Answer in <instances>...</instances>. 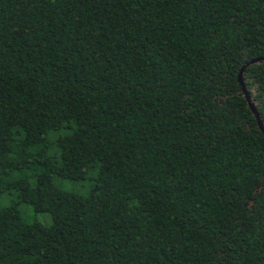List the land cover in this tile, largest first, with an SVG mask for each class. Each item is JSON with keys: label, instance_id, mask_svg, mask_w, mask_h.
<instances>
[{"label": "trees", "instance_id": "trees-1", "mask_svg": "<svg viewBox=\"0 0 264 264\" xmlns=\"http://www.w3.org/2000/svg\"><path fill=\"white\" fill-rule=\"evenodd\" d=\"M253 59L264 125V0H0V264H264Z\"/></svg>", "mask_w": 264, "mask_h": 264}, {"label": "water", "instance_id": "water-1", "mask_svg": "<svg viewBox=\"0 0 264 264\" xmlns=\"http://www.w3.org/2000/svg\"><path fill=\"white\" fill-rule=\"evenodd\" d=\"M254 61H259V59L250 60V61H248L247 63H245L243 65V67L241 68V70H240V72L238 74V80L240 82V85L242 86V92H243L244 97L247 100L248 106L250 107V109L253 112V114L256 116L257 123H258V126H259L260 130L264 133V125H263V122H262L260 116L258 115V112H257V110H256V108L254 106V103L252 102V99L250 97V94H249V92H248V90H247V88H246V86H245V84H244V82L242 80V72H243V69L245 68L246 65H248L249 63L254 62Z\"/></svg>", "mask_w": 264, "mask_h": 264}, {"label": "rangeland", "instance_id": "rangeland-1", "mask_svg": "<svg viewBox=\"0 0 264 264\" xmlns=\"http://www.w3.org/2000/svg\"><path fill=\"white\" fill-rule=\"evenodd\" d=\"M33 219H36L39 222H42L43 224H49L50 223V217L47 213L45 212H36V213H31Z\"/></svg>", "mask_w": 264, "mask_h": 264}]
</instances>
